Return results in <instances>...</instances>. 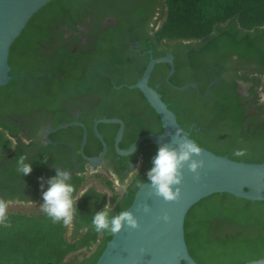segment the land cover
<instances>
[{
    "label": "flooded vegetation",
    "instance_id": "1",
    "mask_svg": "<svg viewBox=\"0 0 264 264\" xmlns=\"http://www.w3.org/2000/svg\"><path fill=\"white\" fill-rule=\"evenodd\" d=\"M165 3L51 0L31 20L9 55L12 78L0 86L3 211L23 213L14 206L40 204V178L57 168L72 171L70 179L98 175L118 185L109 194L91 184L78 191L84 195L70 224L76 239L94 230L95 211L125 209L147 180L158 146L144 139L134 152L120 154V128V150L163 132L160 116L134 86L152 62L148 85L190 138L233 160L264 162V24L247 29L228 20L200 37H162ZM103 152L99 162L90 160ZM21 155L32 163L26 176L17 170ZM111 236L99 231L86 258Z\"/></svg>",
    "mask_w": 264,
    "mask_h": 264
},
{
    "label": "trees",
    "instance_id": "2",
    "mask_svg": "<svg viewBox=\"0 0 264 264\" xmlns=\"http://www.w3.org/2000/svg\"><path fill=\"white\" fill-rule=\"evenodd\" d=\"M165 5L162 37H200L228 20L247 29L264 24V0H166ZM31 20L13 42L10 57ZM69 182L77 194L84 179ZM144 182L136 187L124 210L131 206ZM76 237L69 238L68 225L53 223L44 212L0 211V264H65L70 253L94 243L98 232L91 230ZM111 238L80 264H95ZM185 239L190 255L198 264H245L263 259L264 201L227 193L211 194L189 209L185 218Z\"/></svg>",
    "mask_w": 264,
    "mask_h": 264
},
{
    "label": "water",
    "instance_id": "3",
    "mask_svg": "<svg viewBox=\"0 0 264 264\" xmlns=\"http://www.w3.org/2000/svg\"><path fill=\"white\" fill-rule=\"evenodd\" d=\"M50 1L0 0V86L12 78L9 75V55L13 42L20 36L31 18ZM152 67L153 62L134 86L145 94L160 116L163 132L145 134L137 138L128 149L120 150L118 142L122 138V126L116 138L120 154L134 152L144 139H150L158 147L163 144L177 147L180 139L175 135L177 129L181 130V137H189V133L179 124L176 114L162 100L161 95L148 85ZM101 121L118 120L103 119ZM72 124L74 123L60 127ZM97 135L102 139L98 131ZM200 148V155L194 158L202 160L203 165L196 172L189 171L187 165H184L183 179L176 199L165 200L156 195L149 180L138 188L131 206L126 209L135 215L138 226L136 228L123 226L121 230L113 234L95 264H198L190 255L185 239V218L195 203L215 193H227L251 201H264V162L237 161L218 155L204 147L200 146ZM103 155L104 152L90 160L93 163L99 162ZM68 173L70 176L72 171ZM112 183L114 187H118L116 182L112 181ZM90 184L100 190H107L108 194L111 193L95 179L88 180L81 188ZM145 205L148 206V211H145ZM164 216H167L166 220L163 219ZM70 228L69 225L68 237L72 239ZM83 258L86 257L84 253H81L66 264H78ZM245 264H264V258Z\"/></svg>",
    "mask_w": 264,
    "mask_h": 264
},
{
    "label": "clouds",
    "instance_id": "4",
    "mask_svg": "<svg viewBox=\"0 0 264 264\" xmlns=\"http://www.w3.org/2000/svg\"><path fill=\"white\" fill-rule=\"evenodd\" d=\"M264 102V97H261ZM181 130H176V137H180L177 147H169L163 144L157 148L156 154L152 159V166L147 171V179L150 181L155 194L165 200H174L179 195V185L182 183L184 165L191 172L203 165L202 160L194 157L199 156L201 148L197 141L187 136H180ZM25 143L28 141L25 140ZM237 156L243 155L242 151L236 152ZM17 170L22 175H27L32 170V163L26 162V157L21 155L17 160ZM42 192L41 211L44 212L53 223H62L70 225L76 211V201L84 193L75 194L74 186L69 182L70 177L67 171L57 168L54 175L40 178ZM45 182L47 187H45ZM145 211L148 206L145 205ZM163 219H167L164 216ZM91 224L95 231H104L108 234H115L123 226L136 228L138 220L129 210H120L112 214L111 209L105 205L102 209L92 214Z\"/></svg>",
    "mask_w": 264,
    "mask_h": 264
},
{
    "label": "rangeland",
    "instance_id": "5",
    "mask_svg": "<svg viewBox=\"0 0 264 264\" xmlns=\"http://www.w3.org/2000/svg\"><path fill=\"white\" fill-rule=\"evenodd\" d=\"M90 179L97 180L102 186H105L106 188H108L110 192H112V190L114 189V185L112 183V180L111 181H104V179H102L101 176H98V175H88L87 177H85L83 184L85 182H87L88 180H90ZM115 191L118 192L117 190H115ZM40 205H41V203L37 204V205L28 204V205H23V206L22 205L16 206L14 208L19 210V211H22L23 213H27V214L39 213V212H42ZM0 211L1 212H5L2 209H0ZM96 248H97V244L96 243L95 244L92 243L89 247H83V248H81V249H79V250H77L75 252L70 253L67 256L65 262L66 263L69 262L70 260L74 259L76 256H78L81 253H84L85 257H88L96 250Z\"/></svg>",
    "mask_w": 264,
    "mask_h": 264
}]
</instances>
